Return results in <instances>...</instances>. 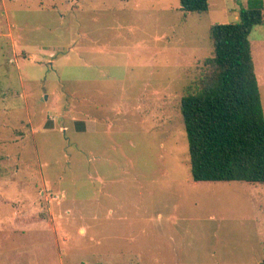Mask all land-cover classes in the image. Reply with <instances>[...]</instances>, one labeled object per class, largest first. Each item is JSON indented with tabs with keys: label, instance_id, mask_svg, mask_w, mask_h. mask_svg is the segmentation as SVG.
Returning a JSON list of instances; mask_svg holds the SVG:
<instances>
[{
	"label": "rangeland",
	"instance_id": "1",
	"mask_svg": "<svg viewBox=\"0 0 264 264\" xmlns=\"http://www.w3.org/2000/svg\"><path fill=\"white\" fill-rule=\"evenodd\" d=\"M248 2L0 0V264L264 259V183L195 182L180 113Z\"/></svg>",
	"mask_w": 264,
	"mask_h": 264
},
{
	"label": "trees",
	"instance_id": "2",
	"mask_svg": "<svg viewBox=\"0 0 264 264\" xmlns=\"http://www.w3.org/2000/svg\"><path fill=\"white\" fill-rule=\"evenodd\" d=\"M179 2L185 12L208 10V0ZM263 3L249 0L237 21L209 26L213 54L203 58L196 90L181 97L194 181L264 183V114L249 42Z\"/></svg>",
	"mask_w": 264,
	"mask_h": 264
},
{
	"label": "crops",
	"instance_id": "3",
	"mask_svg": "<svg viewBox=\"0 0 264 264\" xmlns=\"http://www.w3.org/2000/svg\"><path fill=\"white\" fill-rule=\"evenodd\" d=\"M237 1V0H236ZM208 9H209V0H208ZM238 11H239V9H238ZM237 15H238V13H237ZM236 15V16H237ZM237 19H238V17H237ZM195 182H217V181H195Z\"/></svg>",
	"mask_w": 264,
	"mask_h": 264
}]
</instances>
